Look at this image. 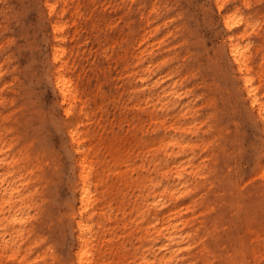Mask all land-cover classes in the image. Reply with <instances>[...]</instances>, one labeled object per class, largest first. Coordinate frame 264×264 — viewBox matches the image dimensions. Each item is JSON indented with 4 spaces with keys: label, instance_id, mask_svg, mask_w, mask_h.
Returning a JSON list of instances; mask_svg holds the SVG:
<instances>
[{
    "label": "rangeland",
    "instance_id": "1",
    "mask_svg": "<svg viewBox=\"0 0 264 264\" xmlns=\"http://www.w3.org/2000/svg\"><path fill=\"white\" fill-rule=\"evenodd\" d=\"M43 1L0 0V174L9 181L12 170L27 200L18 231L0 193V264H77L81 154L70 125L93 161L97 199L83 211L93 212V264H158L154 214L190 234L179 264H220L249 242L264 134L230 66L217 65L225 32L215 5L74 0L81 17L67 27L70 73L82 100L68 117L50 75ZM234 7L264 28V0H228ZM249 40L264 70V37L252 31Z\"/></svg>",
    "mask_w": 264,
    "mask_h": 264
},
{
    "label": "bare ground",
    "instance_id": "2",
    "mask_svg": "<svg viewBox=\"0 0 264 264\" xmlns=\"http://www.w3.org/2000/svg\"><path fill=\"white\" fill-rule=\"evenodd\" d=\"M208 1H210V4L212 2L218 9L220 24L225 32L222 37V43L216 47L215 51L217 65L222 71L227 66H230L232 69L231 74L235 80L240 81V83L237 82L238 84H236V93L239 94L244 101L242 103L248 107L249 112L260 123L264 134L263 61L262 58L259 61L257 60L259 49H256L249 40L252 31L264 37V28L257 26L250 15L244 16L240 13L238 8H227L228 0ZM43 3L46 12H42V15L47 17L52 27V52L50 53L52 67L50 75L58 96L62 104L65 105V114L69 117L73 112L74 103L77 100H82V94L79 88V81L76 82L70 73L75 64L71 60L72 54L70 55V51L72 49L68 46L69 34L67 27L72 22L77 25L78 18L81 17V11L78 5H74V0H44ZM72 5L75 9L71 11V19H68L67 12ZM204 5L208 6L209 4L206 5V2H204ZM214 16L212 14L209 15L211 20H214ZM76 33H78L77 27H75L74 35ZM256 62H258V65L261 64L259 69H257L258 65ZM174 95L176 94L174 93ZM69 136L74 145V150L81 154L79 199L82 205L81 214L76 219V228L74 227L76 242L80 243L77 252V264H93L95 258L89 246L92 238L93 225L91 222L93 212L88 217L83 215V211L92 207V204L97 199L91 181L93 161L89 158V153L84 149V137L78 126H69ZM1 160L3 159L1 158ZM8 172L11 175L9 181L0 174V193L2 194L3 202L13 207L10 208L12 214L9 216V221L13 225L19 224L17 230L20 231L23 227L24 217L18 210L21 204H24L27 200L22 189L16 184L18 180L15 177V173L12 170ZM176 173V178L182 180V170L178 169ZM250 193L253 196L251 199L253 209L248 211L247 214L249 212L252 213L251 225L253 229L250 232L249 242H239L238 248L233 253L229 251L223 255L224 258L221 259L220 264H264V183L253 184ZM155 202H157V199ZM258 213L261 219L258 218ZM153 217L154 223H152L151 227L154 228L161 240L159 246L155 249L154 261L157 260L158 264H179L180 259H178V256L184 249L183 242L186 237H190V234L184 235L180 224L169 222V220L165 219L166 216L160 218L154 214ZM246 218L247 216L241 217L239 225H242ZM160 220H162L161 224H159ZM182 224L186 223L182 222ZM4 242H10V239ZM205 249L209 251V248ZM205 254L210 255L209 252H205Z\"/></svg>",
    "mask_w": 264,
    "mask_h": 264
}]
</instances>
